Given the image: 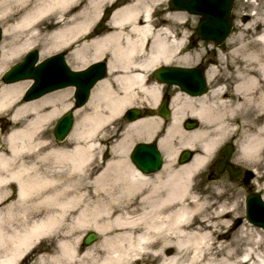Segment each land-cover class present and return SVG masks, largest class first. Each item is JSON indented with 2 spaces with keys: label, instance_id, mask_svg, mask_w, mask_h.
I'll return each mask as SVG.
<instances>
[{
  "label": "bare ground",
  "instance_id": "6f19581e",
  "mask_svg": "<svg viewBox=\"0 0 264 264\" xmlns=\"http://www.w3.org/2000/svg\"><path fill=\"white\" fill-rule=\"evenodd\" d=\"M242 1L249 21L238 23L222 47L209 44L205 54L203 42L186 49L189 15L163 8L159 24L148 0H0V21L11 23L5 35H15V41L18 33H30L19 49L2 44L0 72L11 53L33 46L32 38L45 34L54 50L63 48L92 28L106 4H120L110 32L71 52L83 64L109 57L110 74L87 104L74 108L77 121L66 143L46 132L72 108L71 90L24 101L25 82H0V113H11L14 125L5 145L0 143V174L14 175L15 168L19 180L16 198L0 193L8 202L0 205V264H17L46 243L57 250L36 254L34 264H264L263 228L247 221L226 239L228 212L242 203L229 209L225 190L212 202L196 182L228 142L234 146L232 161L255 167L256 180L264 179V0ZM215 49L216 59L204 61ZM174 62L203 64L207 90L191 95L173 87L170 120L141 117L120 133L123 112L139 92L147 106L157 107L164 85L150 73ZM189 119L198 124L186 129ZM162 132L158 145L166 161L158 173L145 174L130 159V148L135 139L151 141ZM182 147L194 155L179 164ZM88 230L100 237L82 252L78 241ZM167 247L175 251L166 254Z\"/></svg>",
  "mask_w": 264,
  "mask_h": 264
},
{
  "label": "water",
  "instance_id": "95a60500",
  "mask_svg": "<svg viewBox=\"0 0 264 264\" xmlns=\"http://www.w3.org/2000/svg\"><path fill=\"white\" fill-rule=\"evenodd\" d=\"M174 0V8L187 9L193 13H200L211 17L215 20H225V31L221 34L212 35L215 29L212 25L205 21L200 33L207 39H214L217 44H220L228 36L231 31L233 22L231 10L233 0ZM226 3V4H225ZM214 11L211 13L209 11ZM221 13V14H220ZM110 15V10L105 11L104 19ZM104 19L97 27V31L104 29ZM2 30L0 28V38ZM38 59V52L31 51L23 62L18 63L5 74L7 82H13L24 78H34L36 82L28 90L26 94L27 99L41 96L42 94L62 88L68 85H76L77 104H84L90 93V89L96 81L105 76L106 65L103 62L94 63L87 69L82 71H72L67 65L64 54L60 53L54 55L37 66H34ZM156 77L160 81L180 84L186 90L192 93H201L205 91V79L201 68H178V67H162L156 71ZM167 101L164 100L160 108L166 118L169 116V110L166 106ZM141 116L138 109H130L127 111L129 120H135ZM73 124V116L71 112H67L58 121L55 128V136L58 141L63 140L70 132ZM197 125L196 120H190L185 123L188 128H193ZM232 145H227L221 152L223 157L218 161V173H222L225 169H229L232 177H236L240 173V169H235L229 158L232 153ZM192 152L185 150L181 154V161L185 162L190 159ZM133 159L135 163L144 171L158 170L161 163V157L156 144L142 143L136 146L133 152ZM248 218L264 227V201L258 193H253L247 198ZM96 234L90 233L85 238V243L90 244L96 240Z\"/></svg>",
  "mask_w": 264,
  "mask_h": 264
},
{
  "label": "rangeland",
  "instance_id": "374dc122",
  "mask_svg": "<svg viewBox=\"0 0 264 264\" xmlns=\"http://www.w3.org/2000/svg\"><path fill=\"white\" fill-rule=\"evenodd\" d=\"M151 4H152V10L153 11H156L158 10V7L159 6H163V5H166V1L161 3L160 2L162 0H155L154 2H152L151 0H148ZM111 3L109 4H106L101 10H100V13H99V16L98 18L96 19L95 23L92 25V28L89 30L88 33H85V34H82V43L83 41L86 39V36L91 34V37H95V33H94V28H95V25L97 24V22L101 19V16H102V12L104 11L105 8L109 7ZM122 4V3H121ZM120 5V4H119ZM249 10H245L244 7H243V1L242 0H235V3H234V7H233V14H234V21H235V31L237 32L238 31V27H237V24H245L249 21L250 19V16H249ZM164 14L163 12H161L159 14V16L157 17H152L154 19V21H158L159 24L162 23V19L164 17ZM11 23H7V24H4L3 21H0V27L3 29V33H2V40L0 42V47H2V44L3 43H7V47L10 48L12 47L13 45L15 47H17L19 49V46L20 44L25 40V39H28L30 37V33L28 32V30L24 31V32H20L18 33V36L16 37V40L14 41L13 36H10V38L5 35V27L7 25H10ZM108 26H109V30L107 31H111L113 29L112 26H110V24L108 23ZM191 29L189 28L188 32L190 33ZM16 33V32H15ZM108 32H104L101 34L104 35ZM101 36H96V37H101ZM95 37V38H96ZM8 39V40H7ZM90 39H88L87 41H89ZM32 43H33V46H31L30 48H28L27 50H24V51H14L13 53H11L9 56L11 57V60L6 64V66L2 69V71L0 72V82L3 83L2 81V74L16 61L20 60L22 58V56L31 48H37L39 51H41L43 48H51L50 52L47 53L46 55H43V56H40L41 59L49 56V55H52L56 52H59L62 50V48L60 49H57V50H54V41H50L48 39V36H45V34L43 35H39V36H36L34 38H32L30 40ZM186 42H188V40L186 39ZM15 43H18L15 44ZM197 43H200V42H195L193 47L197 44ZM204 43V42H203ZM201 46V49L202 51L205 53L209 48V46L207 44H199ZM215 45V44H214ZM207 47V48H206ZM16 48V49H17ZM93 50H89L88 53H92ZM217 49H215L214 52H209L207 53V55H205L204 57V61H206V58L210 59V58H213V59H216V56H217ZM206 54V53H205ZM212 59V60H213ZM96 60V59H95ZM95 60H90L88 61L86 64H83L82 61L80 59H77V58H71L69 57L68 58V62L71 64L72 67H78V68H83L85 66H87L88 64H90L91 62L95 61ZM77 61V62H76ZM193 64V63H192ZM162 64H158L156 68H158L159 66H161ZM203 65V64H202ZM204 67V65H203ZM154 71V70H153ZM152 71V72H153ZM151 72V74H152ZM110 73H108L107 76H109ZM151 78L153 79V76H151ZM26 84H25V88H27L28 84L30 83L29 81L25 80ZM64 90V89H63ZM65 90H71V96L73 95V89H70V88H66ZM94 90V89H93ZM92 90V92H93ZM58 91H61V90H58ZM58 91H55V92H58ZM54 93V92H53ZM140 93V94H139ZM135 99H134V103H132L131 105H129L127 108L131 107V106H135V105H142V106H147V104L145 103V99H146V96L143 92H139ZM89 102V101H88ZM87 102V103H88ZM126 108V109H127ZM147 108L149 109H154L153 107H150V106H147ZM125 109V110H126ZM124 110V112H125ZM123 112V113H124ZM74 114V113H73ZM124 115V114H123ZM60 116V114L52 120V124L57 120V118ZM76 121H77V117L76 115L74 114V126L72 128V131L75 127V124H76ZM126 123H129V121L125 118L121 120L120 122V126H119V131L120 133L124 132L125 130V125ZM185 129V128H184ZM72 131L70 132V134L68 135V137L71 135ZM163 134V132L160 134V136ZM68 137L63 141V143H66L67 142V139ZM153 140H156V139H153ZM142 141H146L145 139H135L133 141V144L130 148V151L132 149V147L138 143V142H142ZM183 149H190V150H193L191 148H180L179 151L183 150ZM129 151V153H130ZM233 154H234V151H233ZM233 154H232V160H233ZM211 164V163H210ZM240 166V165H239ZM243 169L247 170L246 167H243L241 166ZM215 166L214 165H210V170H208L206 172V170L204 171V173L201 172V174H199L196 178V182H197V189L199 191V193L203 196V197H206V198H209V196L212 198L211 201L212 202H218L219 198L221 197L220 195L223 193V191L225 190L226 193L224 194V196H222V199H224L225 202H228L229 199H231V202H228L227 204L229 205V209L230 208H233L235 203L237 202H241L242 203V207L240 206L239 210H234L233 209H230L229 210V216L227 218V221L228 223L223 226V229H224V232L223 234H227L231 229H233L231 231V235L229 236V238H226V239H231L233 237V234L235 233V229L239 226V225H244L247 220L245 218V204H244V201H245V197L247 196L248 192L249 191H253V190H260L261 193H264V179L262 181H257L256 180V173H255V170L256 168L255 167H249L248 168L252 171V177L248 180V184H244V176H245V171L243 170V172L241 173L240 176H238L237 178L235 179H230L228 177H222V176H219L217 173H215ZM248 169V170H249ZM214 171V172H213ZM211 173V174H210ZM260 173L261 174H264V167L260 170ZM209 174H210V177H209ZM224 179V181H219L220 179ZM223 201V200H222ZM233 201V202H232ZM237 219H241V221L239 222V225L237 224L236 225V221ZM257 227V226H255ZM258 228V227H257ZM85 234V233H83ZM99 234V233H98ZM44 245V248H42V252L41 253H44V252H54L57 250V247H55V243H46V244H43ZM46 245V246H45ZM171 247H167L166 249H169ZM166 249L164 250L165 253H166ZM263 260H264V254H263ZM36 259V258H35ZM35 259H32L28 264H34V260ZM242 264H247V263H242Z\"/></svg>",
  "mask_w": 264,
  "mask_h": 264
},
{
  "label": "flooded vegetation",
  "instance_id": "af4514ba",
  "mask_svg": "<svg viewBox=\"0 0 264 264\" xmlns=\"http://www.w3.org/2000/svg\"><path fill=\"white\" fill-rule=\"evenodd\" d=\"M187 15H189L188 13L181 11ZM191 18L189 19V21L187 22V28L189 30V28L191 29L190 34H192L191 36V44L188 46L187 50L191 49L192 47V43L194 42L193 39H200L198 34H197V26L200 23V21L202 20V17L199 16H191L189 15ZM187 21V20H186ZM78 42L72 41L70 43L67 44V46H65L64 52L66 55V58H69L71 56V52L73 51V48L75 46H78ZM76 68V67H75ZM173 89L172 87H167L166 88V92L168 93V97L171 98L173 96ZM12 116L11 113L6 112V113H0V143H1V147H3L5 145V138H7V135L10 133V129L12 130V128L14 127L12 120L10 119ZM51 127V126H50ZM48 135V138L51 140H55V138L53 137V130L51 129L50 131L46 132ZM56 142V140H55ZM57 143V142H56ZM11 172L14 174H4L3 176L1 175V179L0 181H2V179H4L1 184H0V193H4L5 195L11 197V198H16L18 195V184H19V180L18 177L15 175V168H13L11 170ZM7 201H3L0 200V205L1 204H7ZM81 239L78 241V243L80 245H82V252L84 250V245L82 244V236L80 235ZM77 243V244H78ZM78 251H79V247H77ZM36 254L38 253H33L31 256V260L36 257ZM27 262V263H26ZM24 264H28L30 262V259H28Z\"/></svg>",
  "mask_w": 264,
  "mask_h": 264
}]
</instances>
